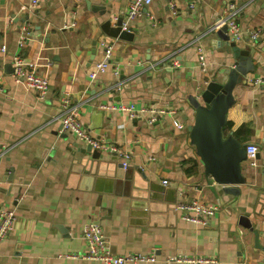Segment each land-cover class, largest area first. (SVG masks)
I'll return each instance as SVG.
<instances>
[{"label":"crops","instance_id":"crops-1","mask_svg":"<svg viewBox=\"0 0 264 264\" xmlns=\"http://www.w3.org/2000/svg\"><path fill=\"white\" fill-rule=\"evenodd\" d=\"M176 2L173 13L168 0H153L130 22L132 36L122 38L107 34L102 22H124L129 0H0V208L14 207L17 214L0 243V264H103L68 255L87 250L83 227L91 221L102 225L114 253L156 256L134 264H176L166 258L181 253L214 256L221 264H264V85L251 82L264 77V0ZM231 5L243 32L237 43L255 54L254 69L233 90L226 132L245 147L256 144L261 154L254 156L257 165L248 154L242 162L246 181L236 185L238 192L226 191L206 172L189 131L195 121L190 96H199L236 59L218 28L210 30ZM256 29L260 34L252 39ZM103 41L114 44L113 55L92 79ZM17 53L48 78L45 98L15 78ZM65 99L79 104L90 133L129 152L131 165L145 174L146 193L160 198L152 200L153 209L144 211L150 199L125 193L109 175L75 168L87 144L60 131ZM130 103L139 117L102 107ZM170 108L175 115L164 112ZM174 118L184 126H175ZM104 157L110 169L121 160ZM192 200L217 206L207 224L188 217L197 215L183 206Z\"/></svg>","mask_w":264,"mask_h":264},{"label":"water","instance_id":"water-1","mask_svg":"<svg viewBox=\"0 0 264 264\" xmlns=\"http://www.w3.org/2000/svg\"><path fill=\"white\" fill-rule=\"evenodd\" d=\"M102 9H105L102 6ZM122 20H118L113 26L111 18L102 22L103 30L113 37L128 38L133 32L122 30ZM216 33L225 44L229 45L236 57L233 66L225 67L217 71L209 80L199 96H190V102L195 108V121L189 126L192 142L197 147V152L205 165L207 173L224 185L229 192H238L236 186L246 181L242 174V162L246 159L247 152L243 143L234 136L233 132H226V116L228 109L235 103L233 90L238 83L244 81V77L254 69L255 51L251 48H241L237 41L227 33V26L223 25ZM95 116H102L101 112ZM261 158V154H256ZM104 154L94 149L91 145L79 150L76 160L78 171L109 175L114 178L119 186L124 188L133 197L149 198L144 205V211L153 209L152 200L160 199L151 193H146L149 184H144L140 177L145 174L131 165L130 160L114 162L115 169H110ZM164 188V185H162ZM169 207L176 208L177 203L171 200ZM164 209L163 207H160ZM243 224L253 229L247 217L243 218Z\"/></svg>","mask_w":264,"mask_h":264},{"label":"built area","instance_id":"built-area-1","mask_svg":"<svg viewBox=\"0 0 264 264\" xmlns=\"http://www.w3.org/2000/svg\"><path fill=\"white\" fill-rule=\"evenodd\" d=\"M153 0H129V9L122 24V30H130V22L141 16L144 8L148 7ZM32 5H36L38 0H31ZM168 5L172 9V12H176L177 2L176 0H168ZM238 10L234 5L228 7L226 13L220 17L216 25L210 30H216L222 25L227 26V33L230 34L236 41H240L243 38L242 29L237 20ZM27 28L23 29V36L19 40V46L24 44V33ZM260 34V30L256 29L250 33V37L255 39ZM104 56L96 62L95 68L90 72L92 79L96 78L101 72H104L113 55L114 44L109 41H103ZM201 67L206 71L207 62L205 60L204 52L201 48L198 51ZM13 74L17 80H22L26 86L33 90L40 98H45L49 92L50 85L49 80L43 74L36 72L33 65L22 55L17 53L13 57ZM33 68V69H32ZM251 82L257 86L264 85V77H256ZM2 85L0 84V90ZM104 109H118L120 111H127L132 117H139L141 115L134 104H103ZM62 110L59 114L61 122V132H67L74 134L78 140L87 145H91L94 149L100 150L103 154H113L120 156L121 160L125 162L130 158V154L120 145L115 142H110L105 139L94 136L86 128L80 118L79 104L69 103L67 99L62 102ZM165 113L169 115H175L176 110L174 108L165 109ZM174 124L178 128H182L184 124L177 118H174ZM259 150L256 144H249L246 147L248 155L252 156V165H257L258 161L254 158L255 154ZM167 184L168 181L164 180ZM185 208L194 210L197 215L195 217L188 216L189 218L198 221L203 224H207L209 216L217 209V206H204L198 203L196 200H192L183 205ZM17 222L16 209L14 207L0 208V243L12 232ZM83 237L87 243V250L82 253L72 252L68 254L73 258L100 260L103 264H134L141 261H153L155 260V254L133 253L129 252L123 255L116 254L111 250L110 242L107 236L104 234L101 224L91 221L87 222L83 227ZM166 260L170 263L176 264H221L220 260L214 256H199L186 253L176 254L169 256Z\"/></svg>","mask_w":264,"mask_h":264}]
</instances>
